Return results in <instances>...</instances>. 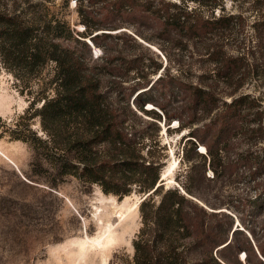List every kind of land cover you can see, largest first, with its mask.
Wrapping results in <instances>:
<instances>
[{
	"label": "trees",
	"instance_id": "trees-1",
	"mask_svg": "<svg viewBox=\"0 0 264 264\" xmlns=\"http://www.w3.org/2000/svg\"><path fill=\"white\" fill-rule=\"evenodd\" d=\"M55 1L0 0V74L2 69L10 72L20 92L30 100L19 120L4 131L33 150V166L42 170L46 164L60 179L73 176L119 197L133 191H152L138 205L141 226L127 264H264L263 234L256 229H247L251 236L243 229L232 231L231 222L226 227L225 221H214L217 212H209L193 196L196 189L203 191L207 187L205 167H190L188 181L182 185L184 191L161 183L163 163L155 150L159 146L167 156V147L161 145L158 137L161 126L157 120L162 115L154 108L144 107L147 102H154L147 94L155 82L133 96L149 81H136L133 85L129 82V48L107 45L100 55H94L92 50L93 44L101 45L99 34L92 35L93 32L119 27L124 13L129 11L140 12L162 34L200 40L217 32L230 36L236 26L244 24L243 17H204L189 8L186 0H110L101 7L103 12L94 9V0H75L85 26L83 31H76L65 15L49 6V2ZM63 1V5L69 4V0ZM250 1L257 44L264 46V0ZM221 2L209 0V6L216 8ZM87 36L92 44L84 38ZM211 48V59L220 64L227 81L239 80L247 73V59L224 53L219 44ZM162 78L160 75L159 80ZM180 86L188 112L195 116L201 112V117L188 122L178 117L179 127L209 118L216 105L215 94L197 84ZM229 94L232 98L224 101L226 107L204 123L209 141L199 139L193 131L190 134L204 143L217 176L230 164L218 157L212 142L220 141L222 135L227 138L239 133L252 138L259 129V125H252L256 121L251 115L257 114L258 106L254 97ZM161 108L169 130L176 115L170 114L165 105ZM145 114L153 119L145 118ZM35 118L40 121L42 134L32 127ZM209 130H213L212 135ZM248 156L253 164L258 165L259 161L260 167L259 154H249L246 159ZM251 168L252 164V174H260L258 169ZM238 233L244 234V238Z\"/></svg>",
	"mask_w": 264,
	"mask_h": 264
},
{
	"label": "rangeland",
	"instance_id": "rangeland-1",
	"mask_svg": "<svg viewBox=\"0 0 264 264\" xmlns=\"http://www.w3.org/2000/svg\"><path fill=\"white\" fill-rule=\"evenodd\" d=\"M109 1L94 0L93 7L100 10ZM171 1L179 3V0ZM186 1L189 8L196 9L204 17L211 14L215 17L241 15L244 24L236 26L230 36L217 32L205 40L189 39L162 34L160 28L150 24L151 21L140 12L129 11L124 13L119 27L93 32L92 35L99 34L101 44H93V54H102L103 47L112 44L129 48L128 57L132 61L129 82L133 85L136 81H149L133 96L155 82L147 94L154 102L149 101L144 107L154 108L162 115V119L157 120L161 126L158 137L161 145L167 147V156L164 157L159 146L158 151L155 150L163 163L161 183L184 191L182 185L188 181L190 167L196 170L205 167L207 187L203 191L196 189L193 196L206 205L209 212H217L214 221H225L226 227L231 222L232 231L243 229L251 236L247 229H256L264 235V46L257 44L252 26L255 17L252 4L250 0H221V6L211 8L209 0H201L203 3H199L200 0ZM63 3V0H56L54 4H48L54 11L65 15L72 28L83 31L85 26L76 11L75 0H69L68 5ZM234 20L240 22V19ZM108 33L112 36L104 35ZM84 38L93 43L90 37ZM215 44H219L224 53L241 56L244 61L247 59V73L239 80L227 81L220 64L211 59L213 48L209 50V47ZM160 75L162 80H159ZM182 83L201 85L215 94L216 105L209 112V118L179 127L178 117L184 122L201 117V112L196 116L188 112ZM229 92L254 97L258 106L255 109L257 114L251 115L256 121L252 125H259V129L252 138L239 133L227 138L222 135L220 141L212 142L218 157H224L223 161L229 160L230 164L217 176L204 143L190 134L193 131L199 139L208 140L204 123L216 111L226 107L224 101L232 98ZM29 103L27 94L20 92L14 76L2 69L0 264H127L134 253L133 239L141 226L138 205L148 192L133 191L119 197L103 192L97 184L82 183L73 176L60 179L46 164V169H37L32 164L33 150L28 144L11 139L4 131L19 120ZM160 105H165L170 114L176 115L170 121L169 130ZM145 118L153 119L146 114ZM32 127L42 134L38 118L33 120ZM212 134L213 130H209V135ZM252 153L259 154L260 167L259 161L257 165L249 156L246 159ZM251 164L259 170V175L250 172ZM237 236L244 238L242 233ZM243 255L240 253V257Z\"/></svg>",
	"mask_w": 264,
	"mask_h": 264
},
{
	"label": "water",
	"instance_id": "water-1",
	"mask_svg": "<svg viewBox=\"0 0 264 264\" xmlns=\"http://www.w3.org/2000/svg\"><path fill=\"white\" fill-rule=\"evenodd\" d=\"M160 184V183H159ZM150 192H152V191H149L148 193H146L145 195H144V197L141 199V200H143L148 194H150ZM140 200V201H141Z\"/></svg>",
	"mask_w": 264,
	"mask_h": 264
},
{
	"label": "bare ground",
	"instance_id": "bare-ground-1",
	"mask_svg": "<svg viewBox=\"0 0 264 264\" xmlns=\"http://www.w3.org/2000/svg\"><path fill=\"white\" fill-rule=\"evenodd\" d=\"M121 217H122V216H121ZM121 217H120V218H121Z\"/></svg>",
	"mask_w": 264,
	"mask_h": 264
}]
</instances>
